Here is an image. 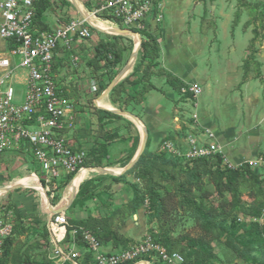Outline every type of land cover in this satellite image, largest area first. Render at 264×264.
Here are the masks:
<instances>
[{"label":"rangeland","instance_id":"rangeland-1","mask_svg":"<svg viewBox=\"0 0 264 264\" xmlns=\"http://www.w3.org/2000/svg\"><path fill=\"white\" fill-rule=\"evenodd\" d=\"M104 1L51 0L49 12L92 17ZM131 30L139 36L98 27L57 51V82L74 109L66 134H81L83 168L124 170L90 173L67 211L68 229L112 231L115 246L153 232L186 264H264V166L249 165L264 155V0H154ZM137 41L129 72L109 90ZM6 47L0 38V53ZM191 87L201 89L197 97ZM129 115L150 142L126 171L142 139ZM209 134L219 152L207 163L186 159L191 139L200 145ZM35 172L26 164L0 170V188ZM73 180L58 181L53 194L43 187L48 204H66ZM50 212L32 187L0 197V220L14 225L0 264H53L43 220Z\"/></svg>","mask_w":264,"mask_h":264},{"label":"built area","instance_id":"built-area-1","mask_svg":"<svg viewBox=\"0 0 264 264\" xmlns=\"http://www.w3.org/2000/svg\"><path fill=\"white\" fill-rule=\"evenodd\" d=\"M39 1L0 0V38L7 44L6 51L0 53V158L15 154L20 163L36 169L33 176L37 182L53 194L63 177L74 175L75 179L85 169L86 156L66 134L74 109L57 84L58 49L74 38H92L93 30L98 28L92 23L93 18L116 28L119 25L141 28L154 0H105L92 17L62 16L64 22L57 27L48 25L47 30H41L35 22ZM100 13H106L107 17L97 16ZM188 91L197 97L201 89L191 87ZM214 139L215 136L209 134L208 140L200 145L191 139L186 159L213 157L219 152ZM249 165L264 166V155L250 161ZM49 206V209L56 208ZM46 226L51 236L53 264H83L84 250L76 242L79 233L94 264H186L182 255L169 252L148 233L128 248L113 251L82 227L73 230V242L66 243L69 222L65 212L49 213ZM13 230L12 223L0 220V259Z\"/></svg>","mask_w":264,"mask_h":264},{"label":"bare ground","instance_id":"bare-ground-1","mask_svg":"<svg viewBox=\"0 0 264 264\" xmlns=\"http://www.w3.org/2000/svg\"><path fill=\"white\" fill-rule=\"evenodd\" d=\"M92 23H94V22L92 21ZM98 24L100 25L98 27L100 29L104 30V31H110L113 34L114 33H118V31H116V29H114V28H111V26L110 27L109 26L107 27L105 24H102V23H98ZM138 42L139 41H137V44L135 46L134 53H133V56H132V59H131L130 64L121 72V74L118 77V80L121 79L123 76H125L129 72V69H130V67H131V65H132V63H133V61L135 59L136 51L139 48V43ZM97 105L100 108H104V106H105L101 100H98L97 101ZM129 117L137 124V126L141 130L140 133H142V144H141V147H142V145H143V143H144V141L146 139L145 128H144L143 124L138 119H136L135 117H133L131 115H129ZM141 147H140V149H141ZM140 149H139V151H140ZM137 154H136V156H137ZM98 171L99 172L108 173V174H122L124 170L122 168H109V169L108 168H106V169L89 168V169H83L81 171V173L72 181L71 185L68 187L67 193L64 196V201L66 202V204H69L73 200V198L76 196V194L78 192L77 189L82 184V182L84 181V179L86 177H88L90 175V173H92V172H98ZM20 186H27V187H32L34 189L40 190L41 193H42V195H43V202H44L45 206H47L48 209L50 208V206H49V204H48V202H47V200L45 198V196H46L45 191L42 190V188L40 187V185L37 182V178H35L34 176H29V177H27V178H25L23 180L17 179V180H14V181L10 182L8 185H6L4 187H1L0 188V197L3 196L8 190L14 189V188H18Z\"/></svg>","mask_w":264,"mask_h":264},{"label":"trees","instance_id":"trees-1","mask_svg":"<svg viewBox=\"0 0 264 264\" xmlns=\"http://www.w3.org/2000/svg\"><path fill=\"white\" fill-rule=\"evenodd\" d=\"M51 7H52L51 0H40L39 3L37 4V15H36V18H35V22L41 28V30H47L48 29V25H47V23L45 21V16L51 10ZM104 15L106 17V13H104ZM137 32H140V31H137ZM110 58H111V56L108 59H110ZM147 141H148L147 143L150 142V137H148ZM208 161H209V159H197V160H194L193 162L198 164V163H207ZM64 178H67L70 181V180H72L74 178V175H69V176H66ZM88 181L89 180H87L86 182H88ZM73 205H75V203ZM77 227H81V226L77 225ZM72 231L73 230H71V229L69 230L68 229L67 238H66V241H65L66 243L73 242L72 235H71ZM92 233L101 242V244L103 246L111 247V250H113V251H121L123 249L128 248V246L131 245V244H126L124 246H115L113 244V242H114L113 240H116V239L118 240V238H120V237L117 234H115L114 232H112V231H108V232L103 233V234H96L94 232H92ZM149 234L153 237L155 242L160 243L161 245L165 246L169 252H176L173 249H171L170 247H168L165 243H163L153 232H149ZM10 239H11V237L9 239H7L6 242H5L4 254L6 253L7 246H8V243H9ZM76 242H77L78 247H80L81 249L84 250L83 264H94V262L92 260L93 256L88 251L87 245L82 240V237H81L80 233L76 237ZM3 257H4V255H3ZM127 264H131V263H127ZM156 264H164V263L157 262Z\"/></svg>","mask_w":264,"mask_h":264},{"label":"crops","instance_id":"crops-1","mask_svg":"<svg viewBox=\"0 0 264 264\" xmlns=\"http://www.w3.org/2000/svg\"><path fill=\"white\" fill-rule=\"evenodd\" d=\"M78 11V13H80V16H83V13H81L80 12V10L78 9L77 10ZM55 14L53 15L51 12H48L47 14H46V16H45V21H46V23H47V25H49V26H51V27H57L59 24H61V22H64L63 20H62V16H64L63 15V12H61V11H55L54 12ZM71 17L72 16H77V15H73L72 13H71V15H70ZM79 16V17H80ZM61 19V20H60ZM5 43V42H4ZM7 48V47H6ZM5 52V51H4ZM57 84H58V87H59V82H57ZM60 88V87H59ZM81 132V131H80ZM73 133H70L69 134V136H71L70 137V139L78 146V147H80L81 148V145H83V144H81V140H82V136H81V134L80 133H77V134H75V135H72ZM228 139H232V137L230 138V136L228 135ZM141 144H142V139H141V142H140V146H139V148H138V150H137V153H138V151H139V149H140V147H141ZM136 153V154H137ZM136 156V155H135ZM16 165H23L22 163H20V160H18L17 158H16V155L15 154H8V155H5V156H3V157H1L0 158V170H3V169H8V168H10L11 166H16ZM27 167H29V165H27ZM64 178V177H63ZM62 178V179H63ZM67 211H69V209L68 210H66V214H67ZM78 216L80 217V218H83V216H84V213L82 212V211H79L78 212ZM47 219H48V215H46V217L43 219L44 220V223H45V226H46V222H47ZM46 229L48 230V228H47V226H46ZM48 233H49V231H48ZM49 238H51V236H50V233H49ZM50 240V239H49Z\"/></svg>","mask_w":264,"mask_h":264},{"label":"water","instance_id":"water-1","mask_svg":"<svg viewBox=\"0 0 264 264\" xmlns=\"http://www.w3.org/2000/svg\"><path fill=\"white\" fill-rule=\"evenodd\" d=\"M116 31H118V33L116 34H130V35H133V36H139L138 33H136L135 31L131 30V29H116ZM119 77V76H118ZM118 77L116 78V80H114V82L110 85L109 87V90L112 89L113 86H115V84L120 80H118ZM108 90V91H109ZM146 140H147V136H146V139L140 149V151L138 152L137 156L131 161V163L126 167V171L131 169L133 167V165L136 163V161L138 160V158L140 157V155L143 153L144 149H145V146H146ZM89 180V177H86L84 179V181H87ZM12 190V189H10ZM75 198V197H74ZM73 198V200H74ZM73 200L69 203V204H64L62 206H59V207H56V208H51V212L54 213V214H59V213H63V212H66V210L69 209V207L71 206V204L73 203Z\"/></svg>","mask_w":264,"mask_h":264}]
</instances>
